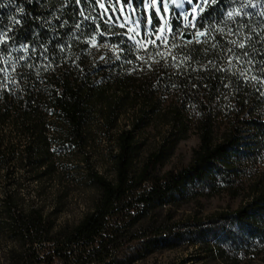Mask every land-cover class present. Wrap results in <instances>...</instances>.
Instances as JSON below:
<instances>
[{"label":"trees","instance_id":"trees-1","mask_svg":"<svg viewBox=\"0 0 264 264\" xmlns=\"http://www.w3.org/2000/svg\"><path fill=\"white\" fill-rule=\"evenodd\" d=\"M192 2L193 20L167 1L158 37L165 10L145 0H0V264L264 254V0ZM191 136L189 162L165 168ZM98 140L112 146V177L92 162ZM75 186L87 210L59 221ZM221 193L238 207L184 208Z\"/></svg>","mask_w":264,"mask_h":264},{"label":"rangeland","instance_id":"rangeland-1","mask_svg":"<svg viewBox=\"0 0 264 264\" xmlns=\"http://www.w3.org/2000/svg\"><path fill=\"white\" fill-rule=\"evenodd\" d=\"M120 0H118L119 2ZM168 0H145V9L148 10L150 6L156 8V10L160 13L158 7L160 4L163 5L165 10V15L162 17L163 19V26L158 30L157 36L162 37L163 35L167 34V21H168ZM171 2L175 3L179 10L181 11L182 15L185 18L192 17V20L195 18L196 13L198 11V4H194L192 0H171ZM189 5V6H188ZM120 11L122 12V16L124 19V23L129 26L130 32H139L140 24L138 23V15L132 8V6H128L127 8H123L121 5ZM102 8H105L102 5ZM116 12V11H115ZM137 46L140 48H146V42H137ZM198 144V138L196 136H191L186 140L180 141L174 151V154L171 156L169 161L166 164L165 168L170 167H177L181 165H185L189 162L192 154V150ZM112 150V146L109 142L105 140H98L96 145H94L92 149V162L94 165L100 170L104 175L107 177H112V169L110 167V157L109 154ZM76 175L77 180L82 178L83 171ZM72 191V196L67 201V209L66 212L60 215L59 221H66L68 220L70 223L78 222L84 213L87 210V206L84 204V200H86L87 195L84 194V190L80 188V186H75ZM36 190L37 184L34 181H27L25 186L26 196L29 199L37 200L36 199ZM240 203V199H231L227 194L221 193L220 195H216L209 198H201L199 203L192 202L190 207H184L186 211L196 210L201 214L207 215L212 214L214 212H218L223 208H227L230 206L231 208L235 209L238 207ZM6 247L3 246L0 249V253L4 252ZM198 254V255H196ZM201 254V252H200ZM192 256H200L199 250L195 247H190L189 249L180 248L177 250H170L164 251L162 253H157L153 257L149 258L147 262L144 263H135V264H162L164 262H168L171 260H178L179 258H190ZM194 264H206L209 260H196L193 261ZM209 264H212L211 262ZM240 264H264V254L262 255H250L246 256L242 259Z\"/></svg>","mask_w":264,"mask_h":264},{"label":"snow or ice","instance_id":"snow-or-ice-1","mask_svg":"<svg viewBox=\"0 0 264 264\" xmlns=\"http://www.w3.org/2000/svg\"><path fill=\"white\" fill-rule=\"evenodd\" d=\"M205 2L207 3L208 2V0H205ZM212 2L213 3H216L217 2V0H212ZM231 15H232V13H229V16L231 17ZM198 35H203V33H199ZM241 47H243V45L241 44L240 45Z\"/></svg>","mask_w":264,"mask_h":264},{"label":"water","instance_id":"water-1","mask_svg":"<svg viewBox=\"0 0 264 264\" xmlns=\"http://www.w3.org/2000/svg\"><path fill=\"white\" fill-rule=\"evenodd\" d=\"M185 37H186V38H189V37H190V34H189V33H186V34H185Z\"/></svg>","mask_w":264,"mask_h":264}]
</instances>
